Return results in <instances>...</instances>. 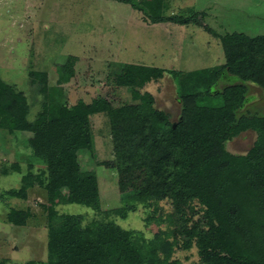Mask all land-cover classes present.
Returning a JSON list of instances; mask_svg holds the SVG:
<instances>
[{
  "label": "trees",
  "instance_id": "1",
  "mask_svg": "<svg viewBox=\"0 0 264 264\" xmlns=\"http://www.w3.org/2000/svg\"><path fill=\"white\" fill-rule=\"evenodd\" d=\"M114 1L142 12L143 20L152 24L203 27L224 49L227 60L221 71L238 81L217 92L210 86L180 94V113L174 122L154 100L135 93L129 97L125 92L119 105L107 99L110 104L103 113L113 153L109 161L97 156L91 112L72 111L75 105L51 118L49 103L44 102L29 120L23 93L0 80V130L30 134L31 154L44 164L40 172L22 175L18 189L4 191L7 197L25 200L27 190L39 186L46 190L49 203L57 192H66L69 204L99 214L98 178L80 179L86 158L145 184L144 190L120 192L118 209L86 225L81 215L69 216L67 239L57 240L49 231L47 260L23 264H182L174 253L189 250L195 251L198 264H264V116L244 109L248 95L244 82L264 90V34H220L203 24V12L164 15L158 0ZM41 75L40 90L47 91L46 75ZM215 99L221 103L213 104ZM236 128L255 132L245 154L229 153L222 146ZM13 171L19 172V165ZM132 212L146 216L147 226H153L150 237L108 218H125ZM29 215L12 209L8 221L23 226Z\"/></svg>",
  "mask_w": 264,
  "mask_h": 264
},
{
  "label": "rangeland",
  "instance_id": "2",
  "mask_svg": "<svg viewBox=\"0 0 264 264\" xmlns=\"http://www.w3.org/2000/svg\"><path fill=\"white\" fill-rule=\"evenodd\" d=\"M164 15L203 12L204 25L220 34L240 32L250 37L264 34V0H158ZM127 4L114 0H0V80L22 92L33 120L49 103L51 118L68 112H91L94 142L100 160L113 158L111 138L103 113L135 93L154 100L155 106L176 121L178 96L212 87L221 91L238 81L221 71L226 57L218 38L203 27L163 22L152 24ZM123 69L121 73L118 70ZM45 73L47 91L40 90ZM121 86H117L118 84ZM244 105L252 114L264 116V90L251 82ZM123 85H126L123 87ZM132 95V94H131ZM83 102V104H82ZM78 103V104H76ZM206 103V100L204 101ZM218 105L220 99L212 100ZM223 142L225 151L245 154L255 140L250 129H234ZM27 132L0 130V264L46 261L49 231L57 240L68 238L67 218L81 215L83 225L92 218L121 206L120 192L145 189L140 179L86 158L80 179L95 175L99 184V214L78 204H69L66 192H57L47 202L46 190L34 186L27 199L7 197L3 192L19 188L22 175L44 168L31 154ZM17 164L20 171H13ZM7 170L2 174V169ZM165 207L168 206L166 205ZM29 212L23 226L8 221L12 210ZM142 212L125 218L110 215L124 228L153 234ZM182 264H198L194 250L176 251Z\"/></svg>",
  "mask_w": 264,
  "mask_h": 264
},
{
  "label": "crops",
  "instance_id": "3",
  "mask_svg": "<svg viewBox=\"0 0 264 264\" xmlns=\"http://www.w3.org/2000/svg\"><path fill=\"white\" fill-rule=\"evenodd\" d=\"M119 3H120V2H119ZM128 6H129V5H128ZM129 7H130V6H129ZM130 8H131V7H130ZM131 9H132V8H131ZM132 10H133V9H132ZM134 11H135V10H134ZM135 12H137V13H138L139 11H135ZM139 13H141V12H139ZM247 98H248V95H247Z\"/></svg>",
  "mask_w": 264,
  "mask_h": 264
}]
</instances>
